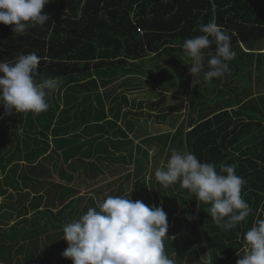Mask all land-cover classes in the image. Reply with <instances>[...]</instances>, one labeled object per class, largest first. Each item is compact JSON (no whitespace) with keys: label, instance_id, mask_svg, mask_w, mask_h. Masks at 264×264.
<instances>
[{"label":"trees","instance_id":"16d2710c","mask_svg":"<svg viewBox=\"0 0 264 264\" xmlns=\"http://www.w3.org/2000/svg\"><path fill=\"white\" fill-rule=\"evenodd\" d=\"M43 11L49 22L23 35L0 23V60L36 52L38 79H66L61 87L73 85L67 91L72 100L77 96L72 91L88 95L73 105L67 101L57 118L61 102L54 93L47 98L50 109L39 114L7 115L0 106V264H73L62 256L68 246L62 226L96 207L105 192L163 206L165 253L174 264H236L245 251L244 233L264 219V0H50ZM214 20L232 38L236 55L230 72L211 83L196 77L198 84L188 89L187 116L174 132L152 135L124 122L145 145L126 147L118 141L126 127H118L117 120L126 114L127 92L121 91V100L113 98L114 119L104 111L103 95H96V106L87 103L90 94L129 61L137 68L147 57L189 60L179 38L201 35L199 26ZM210 50L215 52V45ZM204 51L207 59L209 50ZM136 106L141 111L143 104ZM113 126L118 129L111 132ZM75 129L79 134L71 135ZM150 149L155 153L149 160ZM173 149L214 163L218 172L236 164V174L247 181L242 197L251 213L246 220L225 231L208 215L210 205L198 204L194 193L178 182L164 188L154 171ZM132 161L133 171L126 173ZM56 176L61 181H53ZM147 183L151 194L138 190L146 191Z\"/></svg>","mask_w":264,"mask_h":264},{"label":"clouds","instance_id":"9594fccd","mask_svg":"<svg viewBox=\"0 0 264 264\" xmlns=\"http://www.w3.org/2000/svg\"><path fill=\"white\" fill-rule=\"evenodd\" d=\"M48 3L50 0H0V23L12 25L14 34L23 35L29 28L49 22L50 15L43 11ZM199 32L201 35L185 38L182 45L194 85L197 76L211 83L229 73V62L236 55L228 30L215 21L201 24ZM212 45L215 52L210 50ZM39 64L36 52L0 60V106L5 114H39L48 109L47 98L60 86V80L38 79ZM236 168V164L223 165L218 172L214 163L201 162L190 151L173 149L154 176L164 188L178 182L194 193L198 204L210 205L207 213L212 221L228 231L251 213L242 197L247 181L236 174ZM62 231L68 245L62 256L73 264H174L165 253L168 220L162 205L148 206L125 195L108 196L79 219L64 224ZM243 240L245 251L238 254L236 264H264V219L255 220Z\"/></svg>","mask_w":264,"mask_h":264},{"label":"rangeland","instance_id":"374dc122","mask_svg":"<svg viewBox=\"0 0 264 264\" xmlns=\"http://www.w3.org/2000/svg\"><path fill=\"white\" fill-rule=\"evenodd\" d=\"M216 22V20H214ZM217 24V22H216ZM142 33L143 30L139 29ZM182 43L185 38H179ZM181 53V52H180ZM184 56L182 55V59ZM185 59V58H184ZM183 62V63H182ZM181 63L175 62L173 56H165L156 61L152 57H147L146 59L139 61V67H134L136 62L129 61L125 66L123 65L120 69H115L116 74L110 76V81L107 85H99L97 89H95L92 94L91 99L87 101L93 103L94 105H98L97 94L103 95V101L105 106V112L108 116V119H114L111 111V106L115 104L113 98H117L121 100L120 93L121 91L127 92L128 103H123V107L125 108L126 114L122 118V121L117 120L118 127L122 126L125 128L126 136H119L118 141H122L125 143V146L129 143H134L135 147L143 148L145 145L142 143V138H137L133 130H129L126 121H132L135 123V127L140 132H148L154 135L157 131H171L174 132L176 128L181 124L182 121L187 116L188 108L190 104L189 91L190 86L193 85L194 77L189 74V63L190 60L182 61ZM178 63V64H177ZM185 66L187 69H184ZM189 66V67H188ZM199 79V78H198ZM60 86L53 91L54 97L59 96L60 98V109L56 112H60L63 109V106H66L67 101H72V104H75L77 100H81L86 97L87 93L80 92H71L76 96V100L69 97L67 91L73 86L69 87V85L65 86L62 89V84L66 79H59ZM200 80V79H199ZM121 85V86H120ZM119 87V88H118ZM130 87H133L132 90H129ZM115 88H118L117 90ZM121 88V89H120ZM136 89V90H135ZM115 92L110 96H106L107 92ZM70 93V92H69ZM130 101H133L131 103ZM139 102L143 104L142 110L141 107L136 106ZM51 102H49V106H51ZM165 107L163 110L162 108ZM50 109V107H48ZM47 109V111H48ZM73 110V109H72ZM102 110V109H101ZM76 110L72 111V115L76 114ZM61 113V112H60ZM164 113H167L168 117L165 120H161L160 116ZM59 114H57L56 118ZM2 121V120H1ZM8 123L10 119L8 118ZM116 128L110 129L111 132L118 129L117 126H113ZM127 129V130H126ZM129 130V131H128ZM110 132V133H111ZM78 129L72 131L71 135H78ZM86 137V136H85ZM127 137V138H125ZM105 138V137H104ZM118 139V138H117ZM124 139V140H123ZM105 140V139H104ZM138 145V146H137ZM140 145V146H139ZM123 145H119L118 147H122ZM143 146V147H142ZM127 147V146H126ZM144 149V148H143ZM151 154L147 155V158L150 160L151 156L155 153V150L150 149ZM122 164V163H120ZM129 164V163H128ZM134 168V162L127 166L126 173L132 172ZM125 173V174H126ZM146 180L149 182L150 173L146 174ZM113 178H110L112 180ZM52 180V178L50 179ZM61 181L57 176L53 181ZM150 183V182H149ZM148 184V183H147ZM115 189V188H114ZM113 189V190H114ZM138 190L145 194H151L153 192V187L148 184L147 190L143 188H138ZM88 194L97 196L95 191L88 190ZM85 191H82V194ZM110 193L101 194V198L106 199ZM130 196V194H128ZM98 197V196H97ZM132 199V197H130ZM1 199V198H0ZM100 197H98V200ZM133 200V199H132ZM71 222L70 220L66 221V223ZM65 223V224H66ZM63 227V226H62Z\"/></svg>","mask_w":264,"mask_h":264},{"label":"crops","instance_id":"0c3cea01","mask_svg":"<svg viewBox=\"0 0 264 264\" xmlns=\"http://www.w3.org/2000/svg\"><path fill=\"white\" fill-rule=\"evenodd\" d=\"M131 103H133V101H130Z\"/></svg>","mask_w":264,"mask_h":264},{"label":"bare ground","instance_id":"6f19581e","mask_svg":"<svg viewBox=\"0 0 264 264\" xmlns=\"http://www.w3.org/2000/svg\"><path fill=\"white\" fill-rule=\"evenodd\" d=\"M54 103V102H53Z\"/></svg>","mask_w":264,"mask_h":264}]
</instances>
